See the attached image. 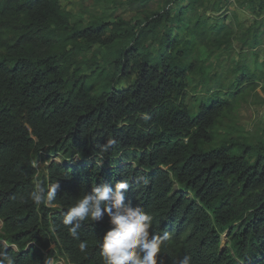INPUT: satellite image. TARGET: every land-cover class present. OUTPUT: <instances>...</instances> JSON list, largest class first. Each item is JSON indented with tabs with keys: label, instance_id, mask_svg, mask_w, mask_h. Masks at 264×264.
Here are the masks:
<instances>
[{
	"label": "trees",
	"instance_id": "trees-1",
	"mask_svg": "<svg viewBox=\"0 0 264 264\" xmlns=\"http://www.w3.org/2000/svg\"><path fill=\"white\" fill-rule=\"evenodd\" d=\"M68 1L0 0V251L15 264H104L109 217L76 239L63 214L127 180L125 203L171 234L159 264H264V138L234 124L264 90V0H96L134 12L111 22L76 20ZM56 182L54 202L31 201Z\"/></svg>",
	"mask_w": 264,
	"mask_h": 264
},
{
	"label": "clouds",
	"instance_id": "clouds-1",
	"mask_svg": "<svg viewBox=\"0 0 264 264\" xmlns=\"http://www.w3.org/2000/svg\"><path fill=\"white\" fill-rule=\"evenodd\" d=\"M116 144L109 139L99 145L101 156ZM129 182L122 180L115 188L101 184L84 194L63 214L62 223L68 226L69 235L79 239V230L86 220L99 222L105 215L111 224L101 239L100 248L104 264H159V259L166 243L171 240V234L165 231L163 235L151 231L153 216L140 207L126 204V193ZM60 189L58 182L50 184L47 189L39 186L29 193V198L36 205H46L56 200ZM23 199V197H21ZM87 242L81 241L79 249L86 251ZM0 264H15V260L7 250L0 251ZM174 264H192V258L185 255Z\"/></svg>",
	"mask_w": 264,
	"mask_h": 264
},
{
	"label": "rangeland",
	"instance_id": "rangeland-1",
	"mask_svg": "<svg viewBox=\"0 0 264 264\" xmlns=\"http://www.w3.org/2000/svg\"><path fill=\"white\" fill-rule=\"evenodd\" d=\"M165 0H151L148 5V9L155 10L158 6L162 5V2ZM62 7H64L67 11H69L73 18L76 20L85 19L87 20L89 15L100 14V12L105 11V15L108 16L109 21H113L115 18H121L124 20H132L133 13L129 9L125 7H118L113 10L112 7L105 9V5L103 2L97 3L96 0H70L68 2L61 3ZM164 6V5H163ZM235 8L234 4L227 5L225 9L222 11V14L233 11ZM243 7L237 8L238 18L242 21L245 17V13L247 10H242ZM113 13V16L110 14ZM211 19L218 18L217 14L210 15ZM227 23V21H225ZM248 26H251L252 23L250 21H246ZM247 65L251 68L253 66V57L251 54L247 56ZM102 65V62L99 63ZM86 76L89 73H85ZM118 89H125L126 85L124 83L120 84ZM97 90L96 87H93L90 92L92 94ZM248 98L247 102L244 103L236 113L234 124L243 131L245 137H253L258 139L264 138V90L262 86L257 88L252 95ZM192 97L196 98L197 93H192ZM191 102L190 99H187V103ZM190 107L193 105L189 104ZM74 161H79L78 158H74ZM38 167L41 168V165ZM227 243L226 234L222 237V245L225 246ZM58 264H68L65 260L60 259Z\"/></svg>",
	"mask_w": 264,
	"mask_h": 264
}]
</instances>
